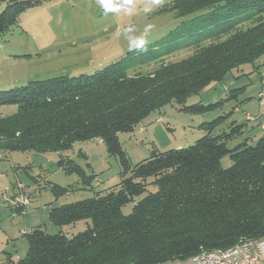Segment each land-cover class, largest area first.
<instances>
[{
	"label": "trees",
	"instance_id": "1",
	"mask_svg": "<svg viewBox=\"0 0 264 264\" xmlns=\"http://www.w3.org/2000/svg\"><path fill=\"white\" fill-rule=\"evenodd\" d=\"M40 3L0 0V36ZM169 7L181 19L177 38L137 48L91 75L0 91V152L62 153L76 142L98 139L122 169L119 184L101 196L51 208L49 221L60 230L25 232L26 257L13 259L5 252L0 264H173L201 251L264 239V134L228 148L229 141L243 136L245 124L233 123L228 133L213 135V121L202 124L206 134L193 145L153 150L135 165L122 150L118 134L133 132L168 104L191 112L211 109L215 105L185 102L231 69L264 55V0H174ZM211 29L226 37L170 61L179 46L175 40ZM151 64L152 71L139 70ZM242 92L236 89L230 98ZM6 106L16 109L3 114ZM225 157L231 161L227 168L221 165ZM13 203L12 212L22 214L25 207ZM129 204L131 213L124 215ZM80 221L84 231L62 232Z\"/></svg>",
	"mask_w": 264,
	"mask_h": 264
},
{
	"label": "rangeland",
	"instance_id": "2",
	"mask_svg": "<svg viewBox=\"0 0 264 264\" xmlns=\"http://www.w3.org/2000/svg\"><path fill=\"white\" fill-rule=\"evenodd\" d=\"M39 1V6L19 16L18 26L0 36V91L32 81L91 75L142 48L138 45L146 47L160 40L165 43L182 32L181 19L169 7L174 0ZM217 32L211 29L201 36L185 34L178 38L174 42L179 46L173 49L170 61H180L197 47L226 37ZM210 35H216L215 39L207 40ZM154 65H140L139 70L152 71ZM239 88L243 92L230 98ZM194 104L215 106L191 112L168 104L142 119L133 132L118 134L131 165L148 159L153 150L165 152L193 145L206 134L203 123L216 121L213 135L228 133L233 123L245 124L243 136L229 141L228 148L245 138L255 141L263 135L264 55L255 63L231 69L185 102V106ZM15 109L6 106L2 112L9 114ZM221 165L227 168L231 161L225 157ZM121 171L118 158L111 156L98 139L76 142L62 153L0 152V263L5 252L13 259L26 257L25 232L37 227L47 234L60 230L49 221L51 208L101 196L119 184ZM19 195L30 201L22 214L10 208ZM131 210L129 204L122 213L128 215ZM85 228V222L80 221L61 230L72 236Z\"/></svg>",
	"mask_w": 264,
	"mask_h": 264
},
{
	"label": "built area",
	"instance_id": "3",
	"mask_svg": "<svg viewBox=\"0 0 264 264\" xmlns=\"http://www.w3.org/2000/svg\"><path fill=\"white\" fill-rule=\"evenodd\" d=\"M28 203L29 200L23 195L15 199V204L19 206L25 207ZM173 264H264V241L245 240L225 250L201 251Z\"/></svg>",
	"mask_w": 264,
	"mask_h": 264
},
{
	"label": "clouds",
	"instance_id": "4",
	"mask_svg": "<svg viewBox=\"0 0 264 264\" xmlns=\"http://www.w3.org/2000/svg\"><path fill=\"white\" fill-rule=\"evenodd\" d=\"M144 43H146V41H144ZM138 47H143V44H141V45H138ZM26 207V206H25Z\"/></svg>",
	"mask_w": 264,
	"mask_h": 264
},
{
	"label": "crops",
	"instance_id": "5",
	"mask_svg": "<svg viewBox=\"0 0 264 264\" xmlns=\"http://www.w3.org/2000/svg\"><path fill=\"white\" fill-rule=\"evenodd\" d=\"M258 114H259V113H258ZM258 114H257V115H258ZM262 127H264V125H262ZM263 241H264V239H263Z\"/></svg>",
	"mask_w": 264,
	"mask_h": 264
}]
</instances>
